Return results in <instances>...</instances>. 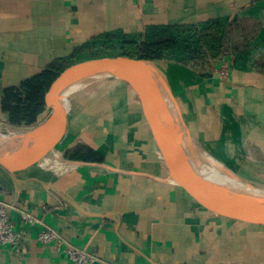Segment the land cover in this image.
Masks as SVG:
<instances>
[{"label":"crops","instance_id":"obj_1","mask_svg":"<svg viewBox=\"0 0 264 264\" xmlns=\"http://www.w3.org/2000/svg\"><path fill=\"white\" fill-rule=\"evenodd\" d=\"M235 18L261 23L249 47L209 63L206 75L183 62L201 29ZM167 37L191 39L144 63L168 84L192 156L264 180L263 2L0 0V91L50 66ZM113 77L75 92L44 160L17 172L0 164V199L22 235L20 246H0V264H74L38 240L47 225L94 254L93 264H264V226L215 214L177 184L133 90ZM50 115L47 106L31 126L0 118L36 130Z\"/></svg>","mask_w":264,"mask_h":264},{"label":"water","instance_id":"obj_2","mask_svg":"<svg viewBox=\"0 0 264 264\" xmlns=\"http://www.w3.org/2000/svg\"><path fill=\"white\" fill-rule=\"evenodd\" d=\"M143 60L127 55L95 56L88 60L69 65L53 80L45 94V101L51 108V115L43 126L49 127V135L43 145L20 160H11L0 153V164L12 172L36 165L44 160L59 144L67 125V109L60 100V90L64 85L82 75L107 71L125 80L133 90L136 100L150 124L163 160L172 179L179 184L200 206L235 220L264 226V211L240 208L224 203L200 187V182L179 147V142L157 112V94L153 89Z\"/></svg>","mask_w":264,"mask_h":264},{"label":"trees","instance_id":"obj_3","mask_svg":"<svg viewBox=\"0 0 264 264\" xmlns=\"http://www.w3.org/2000/svg\"><path fill=\"white\" fill-rule=\"evenodd\" d=\"M256 2L264 3V0H252V3ZM260 26V21L249 18L231 19L226 24L214 21L199 31L198 47L189 46V54L183 62L206 75L209 63L219 62L226 55L238 53L249 47ZM181 44L182 42L175 37L140 44L129 41L125 43L124 51L127 56L152 61L175 52ZM258 65L264 67V58L258 61ZM62 70V67L50 66L5 87L0 91V116L6 115L7 121L17 126L37 124L47 107L45 94Z\"/></svg>","mask_w":264,"mask_h":264},{"label":"bare ground","instance_id":"obj_4","mask_svg":"<svg viewBox=\"0 0 264 264\" xmlns=\"http://www.w3.org/2000/svg\"><path fill=\"white\" fill-rule=\"evenodd\" d=\"M144 67L148 73L155 94H157L159 98H162V100L157 98L158 116L167 124L175 138L178 140L179 147L199 179L200 187L203 191L224 203L227 202L240 208L264 211V191L249 187L234 177L221 174L215 170L207 169L199 165V163L193 158L190 150L186 147L183 127L177 119V108L173 106V102L169 97H164L163 95L164 89L162 88V79L159 73L150 63H146ZM98 72L82 75L79 78L68 81L64 85L60 90L59 96L66 109L69 104V96L87 83L86 79H79ZM48 135L49 127L43 125L38 127L28 136H18L15 134L4 135L0 133V153L9 157L11 160H20L24 156L38 150L46 141Z\"/></svg>","mask_w":264,"mask_h":264},{"label":"built area","instance_id":"obj_5","mask_svg":"<svg viewBox=\"0 0 264 264\" xmlns=\"http://www.w3.org/2000/svg\"><path fill=\"white\" fill-rule=\"evenodd\" d=\"M31 220V216H27ZM22 235L17 232L8 213V204L0 199V246L6 244L21 245ZM43 244H53L58 251L64 252L74 264H93L97 258L89 250L70 243L60 232L51 226H45L38 234Z\"/></svg>","mask_w":264,"mask_h":264},{"label":"rangeland","instance_id":"obj_6","mask_svg":"<svg viewBox=\"0 0 264 264\" xmlns=\"http://www.w3.org/2000/svg\"><path fill=\"white\" fill-rule=\"evenodd\" d=\"M190 39L191 38H187V39H183L182 41H183V43H185V42L190 43V42H188ZM104 53L111 54V55H120V51L117 50L116 48H114V49L112 48V49H110V51L104 50ZM113 76L114 75L111 72H98V73H94V74L85 76V77H83V78H81L79 80L86 79L87 80L86 85H84L83 87L79 88L75 92H79V90H82L86 86H88V87L94 86V85H102L103 86V85L107 84V82L109 80H112L114 78ZM115 76H117V75H115ZM102 83H104V84H102ZM88 87H86V88H88ZM162 88L167 93V94L166 93H164V94L166 96L168 95L169 99L172 100L173 97L170 94L171 91H170V88H169L168 84H166V86L162 85ZM83 90H85V89H83ZM75 92H73L69 96V104H68L67 108L71 104L72 96L75 94ZM157 98H159V97L157 96ZM159 99L162 100V98H159ZM172 101H174V100H172ZM173 106H174V104H173ZM34 129L15 127V126H12V125L8 124L6 121H4L3 119L0 118V133H2L4 135H14L15 134V135H18V136H28L32 132L35 131ZM22 134H24V135H22ZM193 158L199 163V165H201V166H203V167H205L207 169L215 170V171H217V172H219L221 174L228 175L230 177H234V178H236L237 180L241 181L243 184H245V185H247L249 187H254L256 189H260V190L264 191V180H262V181L240 180V179L237 178L238 174H233L231 172V170L227 169V167H225V166L212 163L210 161V159L207 158L206 156H204V157H202L201 155L200 156H195V157L193 156Z\"/></svg>","mask_w":264,"mask_h":264}]
</instances>
